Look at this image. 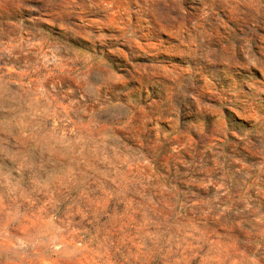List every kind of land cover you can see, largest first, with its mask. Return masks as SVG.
<instances>
[{
	"label": "rangeland",
	"instance_id": "374dc122",
	"mask_svg": "<svg viewBox=\"0 0 264 264\" xmlns=\"http://www.w3.org/2000/svg\"><path fill=\"white\" fill-rule=\"evenodd\" d=\"M0 264H264V0H0Z\"/></svg>",
	"mask_w": 264,
	"mask_h": 264
}]
</instances>
